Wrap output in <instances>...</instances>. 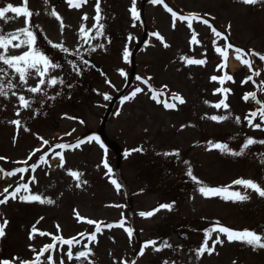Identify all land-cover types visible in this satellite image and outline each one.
<instances>
[{
  "label": "rangeland",
  "instance_id": "rangeland-1",
  "mask_svg": "<svg viewBox=\"0 0 264 264\" xmlns=\"http://www.w3.org/2000/svg\"><path fill=\"white\" fill-rule=\"evenodd\" d=\"M7 3L21 6L22 0H0V7ZM165 5L178 16L199 14L221 37L200 20H193L189 29L187 20L177 19L173 27L172 15ZM94 6L95 0H88L80 9L70 8L66 0H48L47 4L44 0H28V8L38 13L29 24H25L23 16L8 23L0 21L4 33L29 27L36 36V47L60 65L49 77L64 81L51 87L41 85L42 91L33 94L27 89L36 86L37 77L32 76L26 85H21L13 70L0 64L7 73H0V82L16 85L7 98L0 97V157L5 158L0 160V168L5 172L26 169L13 176L0 173V199L7 195L5 188L11 193L27 183L30 193L21 190L19 195L37 194L53 201L24 202L18 195L17 199L0 204V222L8 221L5 235L0 238V261L34 264L40 250L52 244L40 255L39 264H49V255L53 258L51 264H129L139 239L141 246L132 264H264V249L253 251L241 242L229 243L222 234L224 243L216 245L212 255L205 253L196 258L205 230L217 222L264 237V198L232 185L234 180L243 178L264 188V144L250 145L241 156L210 147V142L226 144L237 152L248 138L264 140V124L255 129L244 119L264 104V61L249 52L264 55V4L162 0L154 5L150 0H136L140 18L133 20L129 11L132 0H100L103 35L86 44L79 30L83 25L85 30L91 29L89 36H95ZM53 10L61 20L50 15ZM84 15L87 20L82 19ZM193 32L196 44L190 43ZM153 33L162 36L163 43ZM99 44L104 47L90 50ZM227 44L233 47L226 49V57L215 51ZM237 48L243 50L241 59L251 61V70L236 58ZM125 49L129 52L127 60ZM26 50L27 46L10 48L9 54L22 55ZM182 56L206 63L188 65ZM232 62L238 65L231 66ZM218 65L222 67L218 69ZM256 72L260 75H254ZM225 74L233 79L222 85L211 79ZM248 76L252 80L242 83ZM137 87L142 91L121 103ZM218 88L230 89L225 101L228 109L214 107L225 96L216 91ZM12 91L17 96H12ZM253 92L255 99H243L246 93ZM174 94L185 102L179 104L173 99ZM19 95L31 102L28 108L20 107ZM105 95L110 98L105 100ZM165 103L176 107L166 108ZM213 115L228 119L216 122L209 118ZM236 117L240 118L239 123ZM12 120H19L21 126L11 124ZM256 123H261L259 116L253 120ZM93 137L99 138V143ZM80 141L84 142L79 148L56 147ZM137 148L143 151H132ZM57 153L63 155L62 167ZM41 156L45 157L44 162ZM105 162L112 169L111 176L106 174ZM33 164L37 165L35 171ZM189 168L196 180L188 175ZM70 171L82 173L80 181L87 183L76 187L78 181L69 175ZM112 179L120 184L119 190ZM229 185V191H239L249 199L233 202L220 195L205 197L199 192L201 186ZM163 204L173 207L160 209L151 217L140 215ZM77 213L82 219L77 218ZM88 220L95 223L89 224ZM121 223L122 227L115 226ZM97 224L101 231L90 242ZM33 226L37 229L35 234ZM129 228L131 236L125 231ZM41 232L47 235H40ZM217 234H211L209 247ZM73 238L74 258L69 260V246L62 241ZM147 241H156V247L167 241L171 247L159 252L149 247L141 255L140 249ZM89 250L87 260L75 258L78 252Z\"/></svg>",
  "mask_w": 264,
  "mask_h": 264
},
{
  "label": "snow or ice",
  "instance_id": "snow-or-ice-1",
  "mask_svg": "<svg viewBox=\"0 0 264 264\" xmlns=\"http://www.w3.org/2000/svg\"><path fill=\"white\" fill-rule=\"evenodd\" d=\"M47 2H48V0H44L45 4H47ZM66 2L70 8L80 9L82 7V5H85L88 3V0H66ZM150 2L154 5H156V4L162 3V0H150ZM239 2L244 4V5H256L258 3L264 4V0H239ZM94 7H95L96 15L93 17V20L95 21V23L92 25V28L96 29L95 36H89L91 29L85 30L83 25H81L80 30H79L80 35L83 38L84 43H86V44L90 43L91 40L96 39V38L103 35L104 25L102 23H100V21L103 19V17L101 16L100 0H95V6ZM165 7L167 8V5H165ZM167 10L172 15L173 27H175L177 19H179L180 21L187 20L189 29L192 28V21L193 20H200L202 23L208 24V21L202 19L199 16V14H197V13H190L187 16H182V15L178 16L176 12L172 11V9L167 8ZM129 11L132 15L133 20H139L140 16H139V12L136 8V0H132V7L129 9ZM9 13H12L14 15L13 16L6 15ZM34 14H38V13H33L28 8V0H22L21 6H14L11 3H7L6 6L0 7V21H3L4 23H8L10 20L18 19V18L23 16L25 18V24L27 25V24H29L30 18ZM50 15L55 17L57 20H61V17L58 15V13L55 10L51 11ZM82 19L87 20L88 16L84 15L82 17ZM208 26H209V28H211V30L215 36L221 37V33H219L214 27H212L210 24H208ZM61 27L63 28L62 23H61ZM153 35H156L157 38L160 39L161 43H163V37L162 36H159L158 33H153ZM21 37H23V38H21ZM13 41H17V42L13 43ZM190 43H192V44L198 43L195 32L192 33ZM23 46H27V50L24 51L22 55H10L9 54L10 48L20 49ZM53 47L60 48L61 46L60 45H53ZM96 47L103 48L104 45L103 44L96 45L95 47H91L90 50L95 51ZM164 47H168V45L166 43H164ZM232 47H233L232 45L227 44L225 46V48L216 47L215 51L217 53H219L221 56L226 57L227 56V50L226 49L232 48ZM62 50L64 52L68 51L67 48H63ZM234 51L237 53L236 58L240 59L241 63L247 65L249 67V69L251 70V61L247 60V59H241V56L244 54L243 50L237 48V49H234ZM249 52L251 53V55L259 56V59L264 61V55L255 53L252 50H249ZM128 56H129V52L127 51V49H125L124 58L127 60ZM181 59L184 60L186 62V64H188V65H193V64L203 65L206 63V61L203 59H191V58H187V57H183V56L181 57ZM84 63L87 64V61H84ZM0 64L7 65L8 69L13 70L18 75V80H19L21 85H26L28 83V79L31 78L32 76L37 77L38 83L36 84V86L29 87L27 89L30 93H33V94L39 93L42 91L41 85H47L48 87H51V86H54L58 83H60V84L64 83L63 80H57V78H55V77H49V73L52 70H55L58 67H60V65L51 61L48 56H46L38 47H36V36L33 34V32L27 26L24 28L18 29L16 32H10V33H4L3 30L0 29ZM220 67H222V66L218 65V69ZM76 71L79 74L80 70L78 68L76 69ZM0 73H3L5 75L7 74L4 72L3 68H0ZM121 75H124V73L121 72ZM254 75L258 76V75H260V73L256 72V73H254ZM137 79L139 80L140 77H137ZM211 79L214 81L219 80L220 84L222 85L226 80L230 81L233 78L230 75L225 74L223 77L213 76V77H211ZM0 80H2V76H0ZM250 80H252V76H248L244 81H242V83H247ZM145 83H147V81H145ZM15 87H16V85L14 83H12L11 81H8L7 84L0 82V97L7 98L9 95V91L14 89ZM141 91H142V89L137 87L129 96H125L123 98V100L121 101V103H124V101L131 100V99L135 98L137 93H140ZM216 91L225 93V96L217 104H215L214 107H216L218 109L221 107H223L224 109H228L229 105L225 101L227 99L226 94L228 92H230V89L218 88V89H216ZM11 95L17 96V93L15 91H12ZM250 97L255 99V93L254 92L253 93H246L244 95L243 99L245 101H247ZM109 98L110 97L107 95L104 96L105 100H108ZM152 98L156 99V96L153 95ZM173 99L178 101L179 104H183L185 102L183 100V98L180 97L179 95L174 94ZM18 100H19L21 108H28L30 106L31 102L28 99H26L25 96L19 95ZM165 107L170 108V109H174L176 107V104L165 103ZM16 114L19 115V111H17ZM117 114H119V113H117ZM257 116H259L261 123L253 124V120H255ZM209 118L213 121L220 122V121L228 119V116H215V115H213ZM244 119L247 120L248 125L250 127H253L255 129H260L261 124H264V104H262L261 107L257 111L249 113V115L246 116ZM236 122L237 123L240 122L239 117H236ZM10 123L13 125H16L18 128L21 126V122L19 120H12V121H10ZM24 130L27 131L26 128ZM92 139L96 140V142L99 143V138L93 137ZM83 142L84 141H80L75 145L59 144L56 147H58L60 149H65L68 147L79 148L80 144ZM47 143H48L47 141H44V144H47ZM254 143L264 144V140L256 141L252 138H248V139H246L245 143L242 145L240 151H237V152H232L226 144H220V143L212 144L210 142V147L219 149L221 152L229 153V154L234 155V156H241L244 154V150L247 149L250 145H252ZM101 147H103L102 144H101ZM36 151H39V149H37ZM132 151L133 152H141V151H143V149L137 148V149H133ZM129 154L130 153H126V155H129ZM57 155L60 156V162H61L60 166L62 167L64 164L63 155L61 153H57ZM165 155H170V154L165 153ZM2 159H5V158L0 157V160H2ZM29 159H31V156L29 157ZM40 160H41V162H44L45 157L41 156ZM25 163H26V161H25ZM185 163H187V162H185ZM31 167H32V170L35 171L37 165L33 164ZM104 167L108 170L106 174L111 176L112 169L109 167L107 162L104 163ZM24 171H26L25 168H19V169L12 171V172H5L4 169L0 168V173H3L5 176H13V175H15L16 172L22 173ZM69 175L74 180L78 181V183L76 184V187H80L81 183H87V181H80V177L83 175L82 173L70 171ZM188 175L191 176L193 180H196V177L192 176V172H191L190 168L188 170ZM32 182H35L34 177L32 178ZM111 183L113 185H115L117 190H119L120 184L117 183V181L115 179H112ZM197 183H199V181H197ZM232 185H240L244 189H250L253 192H255L258 196L264 198V188H262L260 185H258L256 182H254L250 179L238 178L232 182ZM232 185H229V186L224 187V188H210L207 186H201L199 188V192L201 193V195H203L205 197L212 196V195H220L221 199L232 200L233 202L245 201V200L249 199L248 195L242 194L239 191H229V189L232 187ZM21 190H23V192H25V193H30V189H29V186L27 183L19 185L11 193H9L8 189L5 188L4 193H7V195H4V198L0 199V204H6L9 199H13V200L17 199V196L19 195ZM225 193H226V195H224ZM19 199L21 201H24V202L36 201V202H39L41 204H44V203L52 204L53 203V201L51 199H46V198L42 199L41 196L37 195V194L19 195ZM172 207H173L172 204H163V205H159V207L153 211H149L146 213L142 212V213H140V215L143 217H151L156 212H158L160 209L171 210ZM77 218L82 219L81 217H79L78 213H77ZM87 222L89 224L95 223L92 220H88ZM7 224H8L7 220H3L2 222H0V238H2L5 235V227L7 226ZM113 226L114 225H107L106 227L111 228ZM115 226L122 227L123 224L121 223L120 225H115ZM100 231H101L100 225L97 224L95 232L89 237L90 242L95 241L96 232H100ZM125 231L128 233L129 236L132 235V230L130 228L125 229ZM36 232H37V229L35 228V226H33L32 234H35ZM213 232H216L218 234L216 235L215 239L212 240V246L209 247L208 241L211 239V234ZM32 234H30V236H29L30 239L32 238ZM39 234L40 235H47L46 233H43V232H41ZM221 234L226 237L227 242H229V243H232L234 241L241 242L245 245L250 246L253 251H256L257 249H264V237L257 234L256 232L251 231V230H247V229L242 230V231L233 230V229H230L226 226H222L219 224V222H217L215 226H213L210 229L205 230L204 241L201 244V246L196 250V258L199 259L205 253H207L208 255H212L213 252L215 251V246L218 244L224 243V241L221 239ZM80 235L83 236L84 234L81 233ZM55 239L59 240L60 238L56 237ZM74 241H75V238L62 241L63 244H66L69 246L68 251H67V256H68L69 260H72L74 258L73 252H72V245H73ZM155 245H156V241L145 242L144 246L140 249V254L143 255L145 253V249H147L149 247H151L152 250L155 252H159L163 248H170L171 247V245L167 241H164L159 247H156ZM52 247H53V245L49 244V245L45 246V248L41 249L40 253L36 257V261L34 262V264H39L40 255H43L44 252L48 251ZM85 248H87V245H85ZM90 254H91L90 250L89 251H80L76 254L75 258L87 260V258ZM52 259L53 258L50 255L47 257L49 264H51ZM0 264H12V262L8 261V260H3V261H0ZM22 264H27V262H22ZM61 264H63V261H61ZM164 264H169V262L164 261ZM233 264H235V262H233Z\"/></svg>",
  "mask_w": 264,
  "mask_h": 264
},
{
  "label": "water",
  "instance_id": "water-1",
  "mask_svg": "<svg viewBox=\"0 0 264 264\" xmlns=\"http://www.w3.org/2000/svg\"><path fill=\"white\" fill-rule=\"evenodd\" d=\"M130 221H132V220H131V217H130ZM138 244H139V242H138ZM136 252H137V250H135V251L132 253L131 258H130V261H129V264H132V262H133V260H134V258H135V256H136Z\"/></svg>",
  "mask_w": 264,
  "mask_h": 264
},
{
  "label": "bare ground",
  "instance_id": "bare-ground-1",
  "mask_svg": "<svg viewBox=\"0 0 264 264\" xmlns=\"http://www.w3.org/2000/svg\"><path fill=\"white\" fill-rule=\"evenodd\" d=\"M236 63H237V62H235V63L232 62V63H231V66H234V65L237 66L238 64H236Z\"/></svg>",
  "mask_w": 264,
  "mask_h": 264
}]
</instances>
